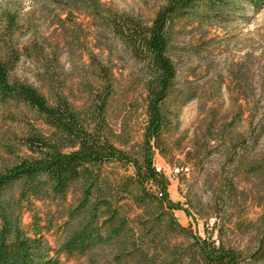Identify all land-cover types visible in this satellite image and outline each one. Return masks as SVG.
Masks as SVG:
<instances>
[{
  "label": "trees",
  "instance_id": "obj_1",
  "mask_svg": "<svg viewBox=\"0 0 264 264\" xmlns=\"http://www.w3.org/2000/svg\"><path fill=\"white\" fill-rule=\"evenodd\" d=\"M51 1L91 17L139 65L145 123L136 142L130 134L113 129L109 111L115 94L114 67L94 52L88 53L87 98L77 106L57 75L56 51L48 56L36 41L19 49L14 43L18 16L1 10L0 103L27 109L36 123L26 121L19 149L1 144L6 156H0V264H61L60 255L82 264H264V153L260 152L264 97L256 95L252 85H242L241 75L236 76L238 100L245 104L221 120L212 110L202 138L186 157V163L196 168L216 154L221 158L206 209L193 205L189 196L186 200L204 221L205 237L179 223L174 213L179 206L155 168L157 153L172 158L170 135L182 107L194 99L183 97L177 87L173 58L177 24L198 20V15H220L230 0H163L151 19L114 10L101 0ZM24 55L44 64L41 83L46 91L13 76ZM245 114V126L240 128L237 124ZM38 122L47 130L38 128ZM242 173L254 186L251 201L262 208L255 222L243 215L234 218L236 181ZM35 201L65 204L56 256H51L40 221L34 216L31 225L23 222L25 211H34ZM229 230L244 238L243 247L225 240Z\"/></svg>",
  "mask_w": 264,
  "mask_h": 264
},
{
  "label": "rangeland",
  "instance_id": "obj_2",
  "mask_svg": "<svg viewBox=\"0 0 264 264\" xmlns=\"http://www.w3.org/2000/svg\"><path fill=\"white\" fill-rule=\"evenodd\" d=\"M163 0H101V3L118 11L139 14L151 19ZM230 5L220 15L211 17L198 15L180 21L176 27L173 58L178 68L177 87L182 96H194L179 114L176 128L170 135L171 159L159 153L155 161L166 166L186 164L191 168L189 176L178 177L170 182L171 200L178 204L175 216L180 224L192 227L205 237L204 221L191 207L187 206L189 196L193 205L206 209L211 193L218 182L221 158L216 154L205 165L194 167L186 163L194 142L202 138L210 112L215 110L221 120L231 118L237 111L239 84L236 76L241 75L242 85L252 88L256 95L264 97V0L252 5L244 0H230ZM8 9L18 16V30L14 36L15 45L24 50L35 41L44 46L45 53L58 55L57 75L66 83V92L77 105L84 104L87 93L84 82L89 77V52H94L103 61L114 67L115 94L109 111L110 123L117 133L130 134L133 141H139L145 123L142 108L140 69L124 52L119 43L88 15L68 11L65 3L51 0H0V11ZM42 61L23 56L13 76L24 80L42 91L44 75ZM239 78V77H238ZM183 100V99H182ZM248 114L237 124L244 128ZM33 123L34 115L25 108L5 106L0 103V156H6L2 143L20 148L18 139L22 136L26 121ZM43 131L47 127L36 124ZM125 128V132L122 131ZM213 145V143H212ZM23 151V150H22ZM264 153V137L260 144ZM204 156V155H203ZM122 172L124 170L122 169ZM243 174V173H242ZM237 203L235 220L243 215L244 220L255 222L262 208L251 201V181L243 174L236 181ZM189 188V189H188ZM73 197L71 195L70 202ZM52 202L35 201L34 211H25L26 226L34 222V216L43 227L46 244L52 248L51 256L60 244V216L64 209ZM211 226L213 219L208 220ZM51 226V231L46 226ZM244 238L232 230L227 231L225 240L236 247H243ZM61 264H82V260L59 256Z\"/></svg>",
  "mask_w": 264,
  "mask_h": 264
},
{
  "label": "built area",
  "instance_id": "obj_3",
  "mask_svg": "<svg viewBox=\"0 0 264 264\" xmlns=\"http://www.w3.org/2000/svg\"><path fill=\"white\" fill-rule=\"evenodd\" d=\"M155 168L157 173H159L162 178L167 180H173L179 177L181 174L189 176L191 173V168L189 166H164L155 161Z\"/></svg>",
  "mask_w": 264,
  "mask_h": 264
},
{
  "label": "water",
  "instance_id": "obj_4",
  "mask_svg": "<svg viewBox=\"0 0 264 264\" xmlns=\"http://www.w3.org/2000/svg\"><path fill=\"white\" fill-rule=\"evenodd\" d=\"M162 181H163L167 186H170V182H169L167 179L162 178Z\"/></svg>",
  "mask_w": 264,
  "mask_h": 264
}]
</instances>
